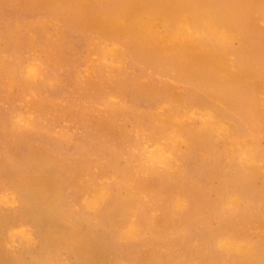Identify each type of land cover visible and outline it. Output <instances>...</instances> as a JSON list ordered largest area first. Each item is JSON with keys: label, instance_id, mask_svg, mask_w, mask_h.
I'll use <instances>...</instances> for the list:
<instances>
[{"label": "rangeland", "instance_id": "1", "mask_svg": "<svg viewBox=\"0 0 264 264\" xmlns=\"http://www.w3.org/2000/svg\"><path fill=\"white\" fill-rule=\"evenodd\" d=\"M1 1L0 264H260L264 200L213 213L264 176V0ZM100 119L121 153L79 166Z\"/></svg>", "mask_w": 264, "mask_h": 264}, {"label": "bare ground", "instance_id": "2", "mask_svg": "<svg viewBox=\"0 0 264 264\" xmlns=\"http://www.w3.org/2000/svg\"><path fill=\"white\" fill-rule=\"evenodd\" d=\"M1 1V0H0ZM3 1V0H2ZM1 1V2H2ZM5 1V0H4ZM22 1V0H21ZM163 1H165V2H169V0H163ZM15 2V4H17L16 3V1H14ZM8 6V5H7ZM12 6H15L14 4L12 5ZM23 6V5H22ZM17 7V6H16ZM15 8V7H14ZM17 8H20V5H19V7H17ZM17 8H15V9H17ZM1 9V8H0ZM40 9V8H39ZM3 10H5L6 11V9H3ZM8 10V9H7ZM23 10V9H22ZM24 10H26V9H24ZM13 11V10H12ZM28 11V10H27ZM34 11V10H33ZM15 12V11H14ZM31 13V12H30ZM2 14V13H1ZM24 14H25V11H24ZM44 14V13H43ZM26 15V14H25ZM52 15V14H51ZM1 16V15H0ZM2 16H3V14H2ZM1 16V18L3 19V17ZM55 16V15H54ZM13 17H14V15H13ZM20 17V16H19ZM11 18H12V16H11ZM2 22V21H1ZM4 24V23H3ZM10 26V25H9ZM1 28V27H0ZM12 30V29H11ZM4 31H5V29H4ZM8 32V31H7ZM249 32V31H248ZM257 34H258V32H257ZM249 38H251V37H249ZM27 40V39H26ZM258 40V39H257ZM255 41V40H254ZM258 42H259V40H258ZM256 43V42H255ZM259 44V43H258ZM253 45V44H252ZM256 45V44H255ZM260 45V44H259ZM9 47V46H8ZM7 47V48H8ZM254 47V46H253ZM5 48V47H4ZM9 49V48H8ZM254 49V48H253ZM257 50H259V48H256ZM10 50V49H9ZM23 50V49H22ZM20 51V53H21V50H19ZM25 51V50H24ZM11 53V52H10ZM25 53V52H24ZM254 53V52H253ZM11 55V54H10ZM253 55V54H252ZM256 55V54H255ZM255 55H254V57H255ZM260 55V54H259ZM24 56V55H23ZM12 58V57H11ZM256 58H258V57H256ZM262 58V57H261ZM255 59V58H254ZM76 60V59H75ZM80 60V59H79ZM261 60V59H260ZM245 61H246V59H245ZM254 62H255V60H254ZM263 63H264V61H262ZM261 62V63H262ZM260 63V62H259ZM257 64V63H256ZM254 65V64H253ZM247 67V66H246ZM248 67H249V65H248ZM254 67V66H253ZM259 68V67H258ZM261 68V67H260ZM263 68V67H262ZM248 69V68H247ZM264 69V68H263ZM257 70V69H256ZM255 72V71H254ZM254 75H256L255 73H254ZM260 75V74H259ZM259 75H257V76H259ZM244 76H246L245 74H244ZM242 77V76H241ZM263 78V77H262ZM239 79V81H240V79L241 78H238ZM66 80H68V79H66ZM73 81V80H72ZM244 81V80H243ZM70 82V81H69ZM68 83V82H67ZM243 83V82H242ZM66 86V85H65ZM57 87H58V85H57ZM61 87V86H60ZM63 87V86H62ZM240 87V86H239ZM241 87H243V86H241ZM236 89H238V88H236ZM244 89H247L246 88V86L244 87ZM243 89V90H244ZM58 90V89H57ZM62 90V89H61ZM60 90V91H61ZM247 90H249V89H247ZM231 91H232V89H231ZM77 92V91H76ZM241 92V91H240ZM239 92V93H240ZM249 92V91H248ZM251 92V91H250ZM27 93V92H26ZM57 94V93H56ZM224 94V93H223ZM230 94V93H229ZM232 94V93H231ZM245 93H244V91H243V95H244ZM234 95V94H233ZM236 95H239L238 93L236 94ZM235 95V96H236ZM246 95V94H245ZM244 95V96H245ZM249 96V95H248ZM232 97V96H231ZM236 97H238V96H236ZM247 97V96H246ZM234 98V97H233ZM239 98H241V97H239ZM232 99V98H231ZM242 99V98H241ZM247 99V98H246ZM234 100H235V98H234ZM244 100V99H243ZM251 100V99H250ZM232 101V100H231ZM238 101V100H237ZM244 101H247V100H244ZM243 101V102H244ZM128 102V101H127ZM243 102H241V104L243 103ZM2 103H4V102H2ZM233 104H234V102H233ZM245 104H247V103H245ZM236 106H237V104H236ZM236 106H234V107H236ZM242 106H243V108H244V105L242 104ZM248 106V105H247ZM251 107H252V105H251ZM251 107H250V109H251ZM253 107H254V105H253ZM252 107V108H253ZM11 108V107H10ZM247 108V107H246ZM245 108V109H246ZM18 109V108H17ZM244 109V110H245ZM248 109V108H247ZM234 110H236L235 108H234ZM233 110V111H234ZM240 111H241V109H240ZM243 111V110H242ZM253 111V110H252ZM247 113V112H246ZM243 114V113H242ZM252 114V113H251ZM230 115V114H229ZM244 115V114H243ZM239 116H241V115H239ZM245 116V115H244ZM247 116V115H246ZM235 117H236V115H235ZM238 117V116H237ZM242 117V116H241ZM250 117V116H249ZM253 117V116H252ZM10 118V117H9ZM244 118V117H243ZM255 118H257V117H255ZM254 118V119H255ZM11 119V118H10ZM47 120V119H46ZM77 120V119H76ZM239 120V119H238ZM250 120V119H249ZM78 121V120H77ZM80 121V120H79ZM235 121H237V120H235ZM248 121V120H247ZM247 121H244V122H247ZM73 124H76V122L75 123H73ZM239 124H242V123H239ZM253 125L255 124L254 122L252 123ZM249 125V124H248ZM81 126V125H80ZM256 126V125H255ZM254 127V126H253ZM237 128H238V126H237ZM103 129H106L108 132H110L111 134H117V130H120V128L116 125V124H114V123H107V122H105V120L104 119H100V120H98V121H96V125L94 126V128L93 127H90V128H88L86 131H85V134L88 136V135H91V134H95V138H94V140H92V142H91V146H85V147H83L82 145L81 146H77V151H76V154H79V159L77 160L78 162H77V165H79V166H81V165H84V164H86V163H88L92 158H95V157H98V156H102L103 154H105L106 155V157L107 158H110L113 162L115 161V160H117L118 159V156L120 155L119 153H121L120 151H118L116 148H114V147H112L111 145H107L106 143V136H107V133H104L103 132ZM241 130H243L242 128H241ZM17 131V130H16ZM255 131H257V130H255ZM34 130L33 129H31V128H21V129H19V133H24V134H26V135H30V134H32V135H34ZM77 132V131H76ZM264 132V131H263ZM246 134H248V133H246ZM264 134V133H263ZM22 135V134H21ZM85 136V135H84ZM86 136V137H87ZM239 136V135H238ZM115 137H121V136H115ZM25 138H23V137H21V136H17V134H16V132H15V130H13L12 128H11V125H10V127L9 126H4L3 124H2V126L0 127V146L1 145H6L7 147H12L13 149H15V146L16 147H18V149L19 150H21L23 147H21V146H24V145H22L21 144V141L22 140H24ZM55 140V139H54ZM109 141V140H108ZM88 144V143H87ZM15 145V146H14ZM80 145V144H79ZM2 147V146H1ZM21 147V148H20ZM30 147H32L31 146V144H29V147L28 148H30ZM3 148V147H2ZM25 148V147H24ZM6 149V148H5ZM69 150V149H68ZM34 152V150H32V149H30L29 150V152H27V153H24V154H27V155H31L32 153ZM10 153V152H9ZM16 154H18V155H20V154H22L21 152L19 153V151H17L16 150V153H15V155ZM50 154H51V156L53 155L54 157H56V156H60L59 158L60 159H58L59 161L61 160V162L63 163V164H65V169H70L71 167H73L72 166V164L70 163V158L71 157H73L74 155H75V153L74 152H72V153H70L69 155L68 154H66V153H64V152H58V153H51L50 152ZM14 158V157H13ZM16 158V157H15ZM19 158V157H18ZM57 158V157H56ZM14 160H16V159H14ZM56 160V159H55ZM15 163V162H14ZM12 164H13V162H12ZM53 168V167H52ZM57 168V167H56ZM55 168V170H57ZM74 169V171H75V168H73ZM50 170V169H49ZM126 170V169H125ZM67 171V170H66ZM65 171V172H66ZM255 172V171H254ZM73 173V172H72ZM72 173H69L68 174V176H67V179H69V180H71L72 178H73V174ZM255 173H258V175H260L259 174V172L257 171V172H255ZM62 180H63V182L66 180L65 179V177H63L62 178ZM73 181V180H72ZM71 181V183H73ZM240 181V180H239ZM62 182V183H63ZM241 183H242V187L244 188V190L243 189H241V188H239L238 187V185L236 186L238 189H239V191L238 192H236V196H241V197H245V198H248V200L246 201V203H244L242 206H240L241 207V210L239 211L236 207H232V205L233 204H231V205H227V207L225 206V204L226 203H228L229 202V198H227V196L224 198V200H223V202H222V204H221V206H222V208H221V210H217V208H216V210L217 211H215L214 213L212 212V210H210V212H212L213 213V216H214V218H217L218 219V217L220 216V212H223V214L224 215H227V216H240V217H242V218H244V220H250V219H252V218H254L256 215H257V210L256 209H258V207H259V205H261V201H263L264 200V176H261V185H260V187H256V188H253V189H251L250 188V186H251V183H250V180L249 179H247V178H244V179H242V181H240ZM60 182H58V184H59ZM57 184V185H58ZM59 186V185H58ZM54 187V186H53ZM60 188V187H59ZM79 188V187H78ZM53 190V189H52ZM51 190V191H52ZM55 190H56V188H55ZM57 191V190H56ZM219 191V190H218ZM79 192V191H78ZM199 192H201V191H199ZM217 192V191H216ZM57 193V192H56ZM70 194V193H69ZM204 194V193H203ZM202 194V195H203ZM225 194H229L228 192L226 193L225 192ZM192 195V194H191ZM64 196V195H63ZM80 196V195H79ZM82 196V195H81ZM73 197H75V196H73ZM202 197V196H201ZM204 197H206V195L204 196ZM66 198V197H65ZM79 198H81V197H79ZM116 199H117V197H115ZM223 198V197H222ZM232 198H234V197H232ZM75 199H76V197H75ZM205 199H207V198H205ZM214 199V198H213ZM215 199H216V197H215ZM219 199V198H218ZM218 199H217V202H218ZM74 200V199H73ZM112 200V199H111ZM120 200V198H118L117 199V201H119ZM221 200V199H220ZM63 201H64V199H63ZM76 201V200H75ZM215 201V200H214ZM77 202V201H76ZM207 202V201H206ZM216 202V203H217ZM235 202V200L233 201V203ZM215 203V202H214ZM77 205V204H76ZM18 206V205H17ZM209 206V205H208ZM195 207V206H194ZM205 207V206H204ZM195 209V208H194ZM203 209V208H202ZM211 209H212V207H211ZM214 209V208H213ZM240 209V208H239ZM5 210V209H4ZM206 210H208L207 208L205 209V213H206ZM203 211V210H202ZM120 213V214H119ZM117 212L116 210H114L113 212H111V213H109V214H106V215H104V214H100V216L98 215L97 216V219H104V218H106V217H108V216H111L110 218H111V220H110V223L112 224V225H115V222H116V220H119V217H121L122 216V214H121V212ZM211 213V214H212ZM200 214V213H199ZM208 214V213H207ZM71 216H73L74 214H70ZM192 215V214H191ZM223 215V216H224ZM208 217H209V215H207ZM225 217V216H224ZM80 219H81V217H79ZM210 218H212L211 217V215H210ZM220 218H221V216H220ZM229 218V217H228ZM205 219V218H204ZM216 219V220H217ZM230 219V218H229ZM92 220H88V223L89 222H91ZM227 221V220H226ZM221 222V221H220ZM223 222V221H222ZM108 224V223H107ZM223 224V223H222ZM182 225H184L183 223H182ZM223 225H225V223L223 224ZM185 226H186V224H185ZM9 227V226H8ZM15 227V226H14ZM99 229H101V228H99ZM193 229V228H192ZM103 232V231H102ZM219 232V231H218ZM106 234H107V232H106ZM113 234H115V233H113ZM216 236H217V234H216ZM110 237V236H109ZM126 238H129V237H126ZM217 239V238H216ZM216 239L214 240V242H209V243H207L206 244V246H208V247H210L211 248V253H212V249H213V246H211V245H213V244H215L216 242ZM17 240V239H16ZM17 242V241H16ZM15 247H17V246H15ZM223 247L225 248H227V249H229V248H231L230 250H232V249H238V252L240 253L241 252V250H240V246L239 247H235V248H232V245L230 244V243H228L226 246L223 244ZM229 252H232V251H229ZM261 254H256L255 255V257H254V260L257 262V263H260V264H264V260L263 259H261ZM244 260V259H243ZM237 261V260H236ZM244 263V262H243ZM246 263H247V261H246Z\"/></svg>", "mask_w": 264, "mask_h": 264}]
</instances>
